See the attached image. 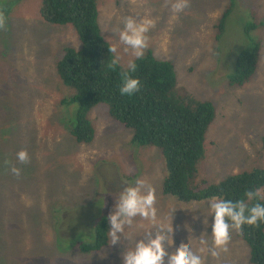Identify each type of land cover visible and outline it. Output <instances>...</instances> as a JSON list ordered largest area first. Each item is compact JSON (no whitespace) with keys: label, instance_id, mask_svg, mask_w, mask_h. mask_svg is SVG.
Listing matches in <instances>:
<instances>
[{"label":"rangeland","instance_id":"1","mask_svg":"<svg viewBox=\"0 0 264 264\" xmlns=\"http://www.w3.org/2000/svg\"><path fill=\"white\" fill-rule=\"evenodd\" d=\"M10 2L0 0V5ZM41 2L16 0L0 28V264H122L127 242L97 253H84L77 245L113 210L115 194L125 182L137 178L155 185L159 215L173 225L169 251L189 247V241L198 246L196 238L205 230L211 233L203 224L207 200L186 203L163 193L168 170L158 147L132 144V129L114 120L107 104L90 113L96 130L91 143L80 144L70 133L75 106L61 102L70 90L56 62L65 46L79 48L80 41L71 24L45 22ZM98 3L101 30L111 44L118 43L113 30L122 27V17L147 14L153 19L145 53L153 50L171 61L182 90L214 102L217 115L195 184L264 168V0H234L220 39L216 24L231 0H190L175 17L169 0ZM250 23L257 24L250 34L262 42L258 68L244 85L231 86L229 76ZM118 51L126 67L133 57L123 52V45ZM21 149H27L29 163L16 161ZM6 161L21 169L20 176L9 171ZM140 225L148 222L137 217L126 232L139 236ZM249 259V245L233 231L229 251L218 259L209 255L207 264H251Z\"/></svg>","mask_w":264,"mask_h":264},{"label":"trees","instance_id":"2","mask_svg":"<svg viewBox=\"0 0 264 264\" xmlns=\"http://www.w3.org/2000/svg\"><path fill=\"white\" fill-rule=\"evenodd\" d=\"M15 1L0 5V13L9 16ZM233 2L217 21V39L222 37L226 19L234 10ZM39 13L47 23L71 24L80 41L79 48L65 46L56 62L58 75L70 90L61 102L67 108L75 106L74 116L68 122L70 133L78 143L93 141L96 130L90 113L95 106L107 104L112 118L132 129V144L160 149L168 170L162 186L164 194L186 203L205 201L212 196L234 201L244 199L249 206L264 203L247 201L244 195L248 190L264 188V168L234 173L220 182L205 180L202 185L195 184L200 161L206 154L207 132L216 118L217 108L213 101L198 99L178 86L171 61L158 58L153 50L147 51L142 59L136 60L138 68L132 73L141 81L139 92L121 96L119 87L126 67L121 64L115 70L108 68L111 43L101 30L98 0H42ZM256 28L255 23L248 25L247 41L238 52L235 70L229 76L231 86L244 85L257 71L262 42L250 34ZM262 142L264 147V135ZM106 217L96 222L89 239L78 243L80 251L97 253L109 245ZM238 236L250 247V263L264 264V224L245 225Z\"/></svg>","mask_w":264,"mask_h":264},{"label":"clouds","instance_id":"3","mask_svg":"<svg viewBox=\"0 0 264 264\" xmlns=\"http://www.w3.org/2000/svg\"><path fill=\"white\" fill-rule=\"evenodd\" d=\"M174 17L189 7L190 0H169ZM5 17L0 13V28L5 26ZM122 27L113 30L118 37V43L109 44L108 52L111 54L108 68L115 70L121 65L122 56L118 49L123 45V52L130 54L133 59L127 61L126 69L122 72V81L119 87L121 96H132L139 92L141 81L132 73L137 71L136 60L144 57L150 46L148 33L154 27L155 21L147 14L143 16L127 15L121 18ZM19 164L30 162L27 149L16 153ZM9 171L20 176L21 169L11 161H6ZM247 201H264V189L248 190L245 192ZM157 189L146 179L137 178L134 182H125L124 187L115 194L113 210L107 215L109 225L107 236L110 245L127 242L122 253V264H207V257L219 258L221 253L229 251L232 233L241 232L245 225L259 227L264 224V203H254L249 206L244 199L230 200L223 197L212 196L207 200L203 224L211 228L209 234L206 230L196 238L198 246L194 247L189 241V247L184 245L170 252L174 244L173 225L167 218L159 215L157 207ZM174 212V209L171 212ZM147 221L141 235L133 237L130 231L136 218ZM211 218V222H209Z\"/></svg>","mask_w":264,"mask_h":264}]
</instances>
